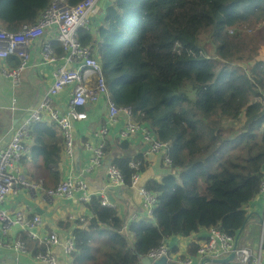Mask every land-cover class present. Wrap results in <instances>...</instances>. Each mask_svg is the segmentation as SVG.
<instances>
[{"label":"trees","instance_id":"obj_1","mask_svg":"<svg viewBox=\"0 0 264 264\" xmlns=\"http://www.w3.org/2000/svg\"><path fill=\"white\" fill-rule=\"evenodd\" d=\"M50 2L0 0V28L33 25ZM103 15L96 35L94 28L80 30L79 41L91 51L95 46L114 104L131 108L136 123L170 144V170L177 173L145 183L156 197L154 221L136 219L126 229L116 209L91 196L90 216L69 229L75 248L67 262L139 264L170 238L204 239L211 229L236 239L264 175V60L258 56L264 26L256 27L264 20V0H113ZM241 27L254 31L245 35ZM202 33L210 35L213 55ZM240 60L253 64L243 73L231 67ZM130 139H120L119 149ZM132 161L139 174L147 168L141 153L111 158L128 188ZM16 236L28 252L36 244L25 233ZM197 248L191 243L188 254Z\"/></svg>","mask_w":264,"mask_h":264},{"label":"built area","instance_id":"obj_2","mask_svg":"<svg viewBox=\"0 0 264 264\" xmlns=\"http://www.w3.org/2000/svg\"><path fill=\"white\" fill-rule=\"evenodd\" d=\"M98 0H81L76 5H69L66 0H51L50 5L39 15L36 22L24 24L17 32H9L0 28V60L16 55L20 62L17 69L10 72L4 71L5 77L11 78L12 82L18 81L19 73L26 67L32 43L41 37L45 31L55 30V40L63 51L62 64H55L52 72V82L38 105L25 115L22 122L14 130L7 148L0 152V246L6 244V239L12 230L25 232L28 238L39 239L37 229L42 226L39 216L34 215L27 218L22 211L9 215L3 209L5 197L14 193L17 188L23 187L33 190L35 184L28 183L20 170V162L27 152L26 139L30 135L32 126L44 120L57 125L64 140V154L69 163L74 159L75 142L73 136V126L75 123L86 119L83 110L89 104H95L98 100H103L107 105L106 124L99 127L96 136L100 138L97 145H86L90 151V161L87 171L100 167L104 159V138L108 133V125L113 124L118 115H123L127 121L119 134L122 140L135 135H140L142 141L148 146L151 154L162 156L163 162L171 166L168 157V142L155 138L153 133L145 126L137 124L132 120V111L129 107H117L109 97L104 76L99 62L93 57L89 46L83 45L78 38L80 30L89 31L92 18L97 10ZM41 64H53L57 58L51 44L41 45ZM93 75V83L87 77ZM70 87V95L67 106L63 111L58 110L54 105V98L64 89ZM129 167L134 170L131 176L130 188L136 191L142 198V206L145 217L152 218V211L156 205V197L150 194L140 184L142 174H139V164L132 161ZM106 178L110 187H121L123 185L120 170L111 163L106 169ZM47 198L71 197L76 192H83L80 197L81 202L90 200L85 195L86 183L74 177H67L54 187L44 189ZM100 196V195H99ZM258 196L264 198V175L259 184ZM101 205L115 209V204L108 198L101 195ZM41 238V236H40ZM47 248L58 244L56 234H51L48 238L40 239ZM63 255L68 258L74 251L75 245L72 237L66 240ZM12 248L16 251H24L23 241H15ZM233 254L232 260L228 264H264V212L261 218V234L256 250H251L246 246L235 243L232 238L217 229L209 230L206 238L198 245L196 263L191 257L171 259L169 248L164 243L147 254V257L158 260L165 257L167 264H210L213 260L228 258ZM37 260L44 264H58L55 256L47 250L37 256ZM140 264V263H139Z\"/></svg>","mask_w":264,"mask_h":264},{"label":"crops","instance_id":"obj_3","mask_svg":"<svg viewBox=\"0 0 264 264\" xmlns=\"http://www.w3.org/2000/svg\"><path fill=\"white\" fill-rule=\"evenodd\" d=\"M112 1L98 0L97 10L93 15L90 27V30L94 28L93 36L97 33V26L102 24L105 8ZM90 30L86 32H90ZM55 37V30H47L32 43L27 65L19 73V79L15 83L12 82L11 78L5 77L3 72L17 69L20 62L19 58L13 55L0 60V152L7 148L14 130L22 122L25 115L38 105L42 96L51 85L55 64H62V55L65 52L55 40ZM93 41L95 43V40ZM47 43L51 44L55 51L57 60L53 64L40 63L39 52L41 45ZM55 49H58L59 52L57 53ZM87 79L90 80V84L93 83L92 74ZM70 91L71 88L68 87L54 98V105L58 110L63 111L67 106ZM83 110L86 113V119L75 123L73 126L75 154L71 164L65 157L63 136L56 124L44 120L32 126L30 135L26 139L27 152L20 162V170L25 180L30 184L37 185V187L33 190L23 187L17 188L14 193L5 197L3 205V209L9 215L22 211L27 218H31L34 215L39 216L42 226L37 229L38 235L43 240L54 233L57 235L58 244L47 248L45 243L40 240V236L39 239L33 240L28 238L25 232L12 230L6 239L8 246H0V264H44L37 260V256L47 250L55 256L58 264H70L63 255V250L67 243L66 240L72 237L69 229L74 226L75 221L90 216V213L85 208L86 202L80 201V197L84 193L76 192L71 197L64 198H47L44 195V189L56 186L67 177L83 180L86 183V196L104 195L107 197L104 190L110 186L106 178V169L111 163L112 157L143 154L148 162L147 168L141 177L140 184L143 187L149 180L159 181L166 174L177 173L175 170H170V166L163 162L162 156L149 153L148 146L142 141L140 135L132 136L128 140V146L125 151L119 149V143H121L119 134L127 121L124 116L117 118L113 124L108 125V133L104 138L107 152L104 154L101 166L87 171L91 153L85 146L97 145L100 142L96 132L102 126L101 124L104 122L106 124L107 105L103 100H98L95 104L87 105ZM128 191L131 193H128ZM112 195L115 209L125 229L131 221L136 219L146 218L154 221L153 218L145 217L146 214L142 206L143 200L136 191L121 186V189L116 191L115 194L112 193ZM246 211L248 215L247 222L251 217H256V220L261 224L264 212V198L257 195L246 206ZM247 222L242 231L246 230ZM59 223L61 224L59 225ZM18 233H25L27 239L33 243L36 242L29 252L26 251V248L24 251H16L11 247L15 241L19 240L16 239ZM199 237V235H196L190 238L179 236L170 238L168 241L170 247L174 246L177 250L175 254H170L171 259L191 257L193 260L195 259L194 262L196 263L197 258L188 254V245L191 243L199 245L205 239H200ZM257 241L259 242L257 239L247 243L246 239H244L243 243L251 250H256L257 248L253 247ZM43 246H45V250L33 256L32 251ZM210 264L216 263L212 261Z\"/></svg>","mask_w":264,"mask_h":264},{"label":"rangeland","instance_id":"obj_4","mask_svg":"<svg viewBox=\"0 0 264 264\" xmlns=\"http://www.w3.org/2000/svg\"><path fill=\"white\" fill-rule=\"evenodd\" d=\"M262 26H264V20L260 24H258L256 27H262ZM241 30H242L243 34H245V35H252L254 28L252 29L251 27H249V28L248 27H241ZM229 31L231 33V29ZM200 41H201V43L206 45L207 52L210 55H213L212 53H213L214 48L211 49V47L208 46V44L213 45V42H212L210 35L208 33H202V35L200 36ZM94 47L95 46H92L93 56L97 59L99 64H101L99 55H98V53ZM258 56L260 59L264 60V44H261L259 51H258ZM252 64H253V61L240 60V61L235 62L234 65L231 64V67L233 66L235 69L237 68L241 72L244 73L245 71H247L251 67ZM256 100H257V98H256ZM260 234H261L260 222L256 220V217H251L246 224V230L242 231L240 236H239V243L246 246L243 243L244 239H246L247 243L249 241L252 242L253 240H257V239L259 240L260 238H258V237H260ZM165 244L169 245V242H166ZM257 245H258V241L253 248H257Z\"/></svg>","mask_w":264,"mask_h":264},{"label":"water","instance_id":"obj_5","mask_svg":"<svg viewBox=\"0 0 264 264\" xmlns=\"http://www.w3.org/2000/svg\"><path fill=\"white\" fill-rule=\"evenodd\" d=\"M106 167V165H105ZM121 189V187H117L116 189H114L113 187H108L105 191L106 195H107V198L111 201V202H114V198H113V194H115L116 191H119ZM128 193H131L128 191ZM248 219V218H247ZM247 219L245 220V223L247 221ZM245 223L243 224V226L241 227V229L239 230V233L237 235V238H236V241L235 243H237V240L239 238V235L241 234L242 230L244 229V226H245ZM233 258V254H230L228 256V258H225L223 260H213L214 263L216 264H225V263H229ZM140 264H167V260L165 257H161L159 258L158 260H152L148 257H142L140 259Z\"/></svg>","mask_w":264,"mask_h":264},{"label":"clouds","instance_id":"obj_6","mask_svg":"<svg viewBox=\"0 0 264 264\" xmlns=\"http://www.w3.org/2000/svg\"><path fill=\"white\" fill-rule=\"evenodd\" d=\"M93 55V54H92ZM94 57V56H93ZM95 58V57H94ZM96 59V58H95ZM97 60V59H96ZM105 80V79H104ZM132 120H133V118H132ZM134 121V120H133ZM135 122V121H134ZM137 124H139V123H137ZM141 125V124H140ZM143 126V125H142ZM146 127V126H145ZM154 135V134H153ZM131 138V137H130ZM144 172V171H143ZM123 186V185H122ZM130 188V187H129ZM132 190V189H131ZM106 194V193H105ZM98 196V195H97ZM100 197V196H99ZM91 198V197H90ZM101 198V197H100ZM109 200V199H108ZM110 201V200H109ZM88 202V201H87ZM86 202V203H87ZM111 202V201H110ZM112 203H114V202H112ZM83 220V219H82ZM82 220H80V221H82ZM235 241H236V239H235ZM239 242V238H238V240H237V243L236 244H239L238 243ZM167 245V247L169 248V253H170V246L168 245V244H166ZM240 245V244H239ZM144 257H147V255L146 256H144ZM170 257V256H169ZM219 260H223V259H219ZM212 262V261H211ZM140 263V262H139Z\"/></svg>","mask_w":264,"mask_h":264}]
</instances>
